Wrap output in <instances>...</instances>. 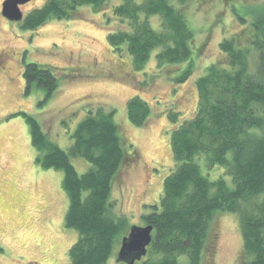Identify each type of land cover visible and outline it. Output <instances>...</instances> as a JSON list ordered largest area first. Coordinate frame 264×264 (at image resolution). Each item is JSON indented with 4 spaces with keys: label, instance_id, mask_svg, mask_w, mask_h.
<instances>
[{
    "label": "trees",
    "instance_id": "obj_1",
    "mask_svg": "<svg viewBox=\"0 0 264 264\" xmlns=\"http://www.w3.org/2000/svg\"><path fill=\"white\" fill-rule=\"evenodd\" d=\"M190 1L46 0L20 26L36 30L50 20H71L88 6L106 15L107 22L116 21L107 42L114 52L128 54L134 70H142L154 53L158 68H177L173 80L180 84L202 48L193 49ZM233 1L231 13L248 26L247 41L223 38L219 49L226 61L211 64L196 80L195 116L171 131L173 169L164 179L159 203L142 215L144 226L153 228L152 240L137 264H202L217 212L238 217L242 264H264V9L246 10ZM22 79L24 94L41 90L43 102L62 84L51 67L40 63L25 64ZM126 110L136 127L153 117L139 96L127 101ZM19 114L37 151L35 163L63 173L61 187L68 198L64 225L78 234L67 252L68 264H106L129 229L126 218L112 212L110 194L120 169L136 157L133 145L118 135L114 110L88 109L69 133L72 143L66 151L34 117ZM168 117L175 126L176 113ZM70 157L82 158L90 169L79 175Z\"/></svg>",
    "mask_w": 264,
    "mask_h": 264
},
{
    "label": "rangeland",
    "instance_id": "obj_2",
    "mask_svg": "<svg viewBox=\"0 0 264 264\" xmlns=\"http://www.w3.org/2000/svg\"><path fill=\"white\" fill-rule=\"evenodd\" d=\"M46 0L23 7L26 16ZM0 0V264H68L67 252L78 234L64 225L68 198L61 187L63 173L44 170L35 163L28 126L17 113L34 117L48 138L66 151L72 132L88 109L114 110L118 135L135 150L125 163L110 194L112 212L124 216L127 226H144L142 215L157 205L164 179L173 169L170 133L194 118L198 102L196 80L213 63H224L219 43L236 37L244 44L247 25L231 13L230 0H192L187 10L194 33L192 72L180 84L173 80L177 68H158L154 53L140 71L134 70L126 52L109 46L107 34L116 21L84 6L71 19L50 20L36 30L1 15ZM246 10L264 9V0H234ZM110 15V14H108ZM153 24L155 22L153 20ZM49 66L61 80L52 98L33 89L24 94L25 64ZM60 82V81H59ZM139 96L151 108L152 119L136 127L127 119L126 103ZM43 102V103H42ZM177 115L171 123L168 113ZM81 175L90 169L82 158L70 157ZM128 164V165H127ZM128 233V231H127ZM121 241V240H120ZM119 241V242H120ZM120 243L106 264L116 263ZM242 238L238 217L217 212L210 223L202 264H242Z\"/></svg>",
    "mask_w": 264,
    "mask_h": 264
},
{
    "label": "water",
    "instance_id": "obj_3",
    "mask_svg": "<svg viewBox=\"0 0 264 264\" xmlns=\"http://www.w3.org/2000/svg\"><path fill=\"white\" fill-rule=\"evenodd\" d=\"M35 0H3L1 15L9 22H21L23 15L20 7ZM152 226L129 227L128 233L121 239L116 263L137 264L147 254V248L152 240Z\"/></svg>",
    "mask_w": 264,
    "mask_h": 264
},
{
    "label": "flooded vegetation",
    "instance_id": "obj_4",
    "mask_svg": "<svg viewBox=\"0 0 264 264\" xmlns=\"http://www.w3.org/2000/svg\"><path fill=\"white\" fill-rule=\"evenodd\" d=\"M27 6L28 5H30V3H28V4H26ZM26 5H23V6H21L20 7V10L22 11L23 10V7H26ZM22 15H23V18L25 17V15H24V13L22 12ZM23 18H22V21H23ZM22 21L21 22H18L19 23V25H21V23H22ZM14 23H16V22H14Z\"/></svg>",
    "mask_w": 264,
    "mask_h": 264
}]
</instances>
